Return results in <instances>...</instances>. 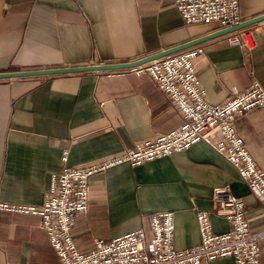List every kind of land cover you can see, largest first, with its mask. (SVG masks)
Instances as JSON below:
<instances>
[{
    "label": "crops",
    "instance_id": "1",
    "mask_svg": "<svg viewBox=\"0 0 264 264\" xmlns=\"http://www.w3.org/2000/svg\"><path fill=\"white\" fill-rule=\"evenodd\" d=\"M240 13L241 23L264 16V0H240ZM223 29L187 24L172 0H0V74L133 63ZM245 29L235 33L241 46L228 34L189 48L204 49L196 68L211 104L225 103L254 80L264 87V21ZM12 67L16 71H8ZM135 69L0 79V203L40 207L53 176L66 167L120 154L185 126L159 85ZM236 125L264 171V109ZM89 186V210L76 216L72 228L85 254L98 240L138 230L150 239L151 217L165 212L174 214L177 250L201 244L199 212H209L214 233H227V218L213 213L218 186H230L244 201L252 232L264 227V201L204 142L141 166H116L91 177ZM260 249L264 264V239ZM58 263L39 216L0 212V264ZM212 264L237 263L224 258Z\"/></svg>",
    "mask_w": 264,
    "mask_h": 264
},
{
    "label": "built area",
    "instance_id": "2",
    "mask_svg": "<svg viewBox=\"0 0 264 264\" xmlns=\"http://www.w3.org/2000/svg\"><path fill=\"white\" fill-rule=\"evenodd\" d=\"M189 25L215 24L220 28L242 22L240 0H172ZM231 42L241 46L233 35ZM204 54L202 47L192 48L157 59L134 70L137 76H149L180 110L187 124L168 134L143 141L135 148L80 167H66L53 176L40 207L0 203V212L35 215L56 250L58 264H212L232 258L237 264H262L260 241L264 227L252 232L247 223L246 205L230 186L213 191V213L226 217L230 230L213 231L209 212H199L197 220L201 244L185 250L174 246V214L165 212L151 217L152 237L138 230L111 241L98 240L94 249L82 253L72 236L77 215L86 213L90 204V178L119 165L141 166L185 152L204 142L224 155L239 171L251 191L264 201V171L254 162L237 131L240 117L264 109V87L254 80L248 89L235 94L223 104L207 101L196 61ZM69 151L62 160L68 162Z\"/></svg>",
    "mask_w": 264,
    "mask_h": 264
},
{
    "label": "water",
    "instance_id": "3",
    "mask_svg": "<svg viewBox=\"0 0 264 264\" xmlns=\"http://www.w3.org/2000/svg\"><path fill=\"white\" fill-rule=\"evenodd\" d=\"M261 21H264V16L249 20L246 22L241 23L238 26L230 27L223 29L221 31H218L214 34H211L209 36H206L204 38H201L199 40H196L194 42L185 44L183 46L168 50L166 52H162L160 54L142 59L137 62L128 63V64H110V65H93V66H85V67H77V68H63V69H56V70H38V71H27V72H9V73H3L0 74V79H6V78H19V77H34V76H46V75H54V74H65V73H81V72H98V71H118V70H125V69H132L137 68L140 66H143L147 63H150L154 60L170 56L172 54H175L177 52L189 49L193 46H196L206 40H209L211 38L228 35V34H235L238 32H241L243 29L254 25L256 23H259Z\"/></svg>",
    "mask_w": 264,
    "mask_h": 264
},
{
    "label": "trees",
    "instance_id": "4",
    "mask_svg": "<svg viewBox=\"0 0 264 264\" xmlns=\"http://www.w3.org/2000/svg\"><path fill=\"white\" fill-rule=\"evenodd\" d=\"M247 29H245V30H242L241 32H239V34H242V33H244L245 31H246ZM233 35H235V34H233ZM8 71H16V69L15 68H9V70Z\"/></svg>",
    "mask_w": 264,
    "mask_h": 264
}]
</instances>
